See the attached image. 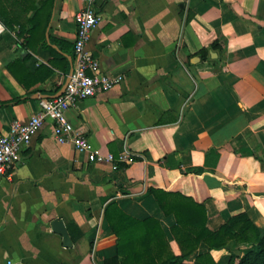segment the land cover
<instances>
[{
	"label": "crops",
	"instance_id": "obj_1",
	"mask_svg": "<svg viewBox=\"0 0 264 264\" xmlns=\"http://www.w3.org/2000/svg\"><path fill=\"white\" fill-rule=\"evenodd\" d=\"M82 4L56 0L46 32V42L67 57L66 71L62 61L50 64L45 43L32 50L17 29L2 33L0 133L64 88ZM95 7L102 19L88 48L104 72L125 77L70 107L67 117L100 151L142 159L119 170L88 161L57 140L48 119L0 183V264H119L108 263L117 257L105 216L112 200L134 217L158 218L180 254L170 231L175 217L146 194L149 186L204 203L212 230L242 212L264 230V0H98ZM215 41L220 52L203 57ZM15 57L26 58L30 76L20 73L28 85L6 67ZM212 148L220 153L216 166L212 156L206 162ZM55 218L63 219L72 246L53 230ZM208 250L201 243L183 264H199L196 256ZM211 254L219 264L229 250Z\"/></svg>",
	"mask_w": 264,
	"mask_h": 264
},
{
	"label": "trees",
	"instance_id": "obj_2",
	"mask_svg": "<svg viewBox=\"0 0 264 264\" xmlns=\"http://www.w3.org/2000/svg\"><path fill=\"white\" fill-rule=\"evenodd\" d=\"M55 3L56 0H0V20L7 29L18 30V36L23 37L21 45L25 48L34 50L38 44L45 43L52 54L50 64L61 67L59 61H62V68L66 71L69 66L67 57L46 42V32ZM51 41L60 43L54 38ZM209 49L220 52L219 42H213L209 48L202 49L200 54L203 57L209 56ZM25 62L26 58L15 57L6 63V67L22 84L28 85L21 75L30 76ZM49 72L47 67V72L42 77ZM20 100L17 98L6 103ZM210 156L214 157L216 166L219 151L212 148L206 155L207 163ZM138 159H142V156H136V160ZM125 166V163H119L120 168ZM191 172L198 173L196 169ZM146 194L154 196L166 216L175 217L170 231L181 253L176 254L173 251L168 234L158 218L134 217L126 213L117 201L112 200L105 208V216L117 236V257L108 263L183 264L204 242L209 250L196 256L199 264H217L211 250L222 248H228L229 255L219 264H264V230L257 226L248 213L236 214L218 229L212 230L207 225L208 214L204 203L180 191L154 186H149ZM80 236L82 232L78 238ZM241 245L244 247L241 248Z\"/></svg>",
	"mask_w": 264,
	"mask_h": 264
},
{
	"label": "built area",
	"instance_id": "obj_3",
	"mask_svg": "<svg viewBox=\"0 0 264 264\" xmlns=\"http://www.w3.org/2000/svg\"><path fill=\"white\" fill-rule=\"evenodd\" d=\"M98 0H82V6L74 15L76 33L74 38L75 62L65 90L58 95L39 99L40 110L27 120L15 119L8 133H0V183L6 172L21 159L23 147L28 146L45 122L51 119L54 134L61 143L68 142L83 153L91 162H110L113 170L120 169L119 163L126 165L136 160L138 154L129 151L116 157L111 152H102L83 132L78 131L67 117V111L80 101L99 92L108 91L124 80L125 75L108 74L102 70L100 61L88 48L91 32L101 21L102 14L96 9ZM6 27L0 20V36ZM5 264H19L8 259Z\"/></svg>",
	"mask_w": 264,
	"mask_h": 264
},
{
	"label": "water",
	"instance_id": "obj_4",
	"mask_svg": "<svg viewBox=\"0 0 264 264\" xmlns=\"http://www.w3.org/2000/svg\"><path fill=\"white\" fill-rule=\"evenodd\" d=\"M212 55L215 56L216 53L214 51H212ZM72 71H73V64H72V69H71L70 75H71ZM69 78H70V76L68 77V79L66 81V84L64 85V88L62 89V91L59 94H61L65 90V88H66V86H67V84L69 82ZM51 224H52L53 230L55 232L59 233L60 235H62L64 245L66 247L72 246L73 243L71 241L70 235L68 233V230L66 228V225H65L63 219L55 218V219L52 220Z\"/></svg>",
	"mask_w": 264,
	"mask_h": 264
},
{
	"label": "rangeland",
	"instance_id": "obj_5",
	"mask_svg": "<svg viewBox=\"0 0 264 264\" xmlns=\"http://www.w3.org/2000/svg\"><path fill=\"white\" fill-rule=\"evenodd\" d=\"M228 255H229V254H228ZM228 255H227V256H228ZM227 256H226V258H227Z\"/></svg>",
	"mask_w": 264,
	"mask_h": 264
}]
</instances>
